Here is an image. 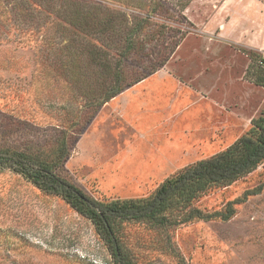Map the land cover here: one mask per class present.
<instances>
[{
  "label": "rangeland",
  "instance_id": "obj_1",
  "mask_svg": "<svg viewBox=\"0 0 264 264\" xmlns=\"http://www.w3.org/2000/svg\"><path fill=\"white\" fill-rule=\"evenodd\" d=\"M36 1L0 0V150L40 149L52 156L66 132L70 154L62 173L98 200L150 197L169 177L227 149L264 113V49L217 37L219 28H229L230 36L247 28L239 31L240 41L264 42V0ZM78 3L100 16L115 11L130 25L147 19L141 53L169 55L84 123L78 120L94 98L89 91L101 90L102 79L84 68V54L69 51L72 36L78 44L97 36L72 21ZM136 55L127 60L129 69L141 66ZM74 66L82 67L79 79ZM229 206L235 213L228 219L118 221L124 260L264 264V160L192 203L206 214ZM189 209L172 218L180 220ZM0 264L117 263L90 218L0 166Z\"/></svg>",
  "mask_w": 264,
  "mask_h": 264
},
{
  "label": "trees",
  "instance_id": "obj_2",
  "mask_svg": "<svg viewBox=\"0 0 264 264\" xmlns=\"http://www.w3.org/2000/svg\"><path fill=\"white\" fill-rule=\"evenodd\" d=\"M32 2L38 3L36 0ZM77 6L75 10L70 11L72 21L86 34L84 29L89 28L92 34L97 36L95 41L89 40L85 44H78V35L72 36L69 51H76V54L74 53L76 56H80V53L84 54L86 56L84 68L91 69L92 74L94 72L102 79L101 90L98 92L91 89L90 84L92 91L88 90V96L94 98L89 104L87 103L88 110L78 120V123L82 121L84 123L90 121L103 104L154 73L165 63L169 55L151 58L150 54L141 53L143 47L139 45V37L142 34L141 30L144 29L141 27L147 19H140L135 25H130L132 22L128 18L115 11L107 10L100 16L95 7L88 6L87 9L82 3H78ZM117 26L122 28H116ZM60 52L64 53L62 49ZM73 52L71 51L70 54ZM133 53L138 54L136 59L141 62V66L129 69L127 60ZM80 69L82 67L74 66L72 74L80 77ZM70 138L71 136L66 132L63 133L52 156L40 149L0 150V166L11 167L16 172L29 177L42 190L66 199L96 225L112 247L116 263L129 264L123 258L116 235L115 226L118 221L150 220L155 224L165 225L190 221L195 217L209 219L215 214L228 219L235 213V209L229 206L226 212L206 214L192 207V203L210 186L230 183L256 169L264 160V113L253 120L248 133L239 137L227 149L169 177L148 198L101 201L77 186L62 173L64 162L70 154ZM188 207L190 209L180 220L172 218L175 211H178L179 216V210Z\"/></svg>",
  "mask_w": 264,
  "mask_h": 264
},
{
  "label": "crops",
  "instance_id": "obj_3",
  "mask_svg": "<svg viewBox=\"0 0 264 264\" xmlns=\"http://www.w3.org/2000/svg\"><path fill=\"white\" fill-rule=\"evenodd\" d=\"M238 31L235 32L237 33L236 36H230V34H232V32L229 31V28H219L217 31V37H219V39H222V41H227V42H234L235 44L238 45H243L245 47H253L255 49H264V42L260 41L256 38H252L249 40V42H244V41H240L239 40V36L238 33L240 34V32H245L247 30V28H236ZM261 30H263V28H258L257 32H260ZM240 31V32H239ZM230 33V34H229ZM242 36H244L242 34ZM231 37V38H230Z\"/></svg>",
  "mask_w": 264,
  "mask_h": 264
},
{
  "label": "built area",
  "instance_id": "obj_4",
  "mask_svg": "<svg viewBox=\"0 0 264 264\" xmlns=\"http://www.w3.org/2000/svg\"><path fill=\"white\" fill-rule=\"evenodd\" d=\"M262 62L264 63V56H263V58H262Z\"/></svg>",
  "mask_w": 264,
  "mask_h": 264
}]
</instances>
